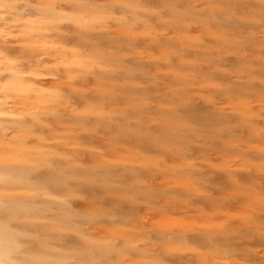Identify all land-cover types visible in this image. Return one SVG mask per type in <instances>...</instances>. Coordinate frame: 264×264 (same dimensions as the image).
I'll return each mask as SVG.
<instances>
[{
    "label": "rangeland",
    "instance_id": "1",
    "mask_svg": "<svg viewBox=\"0 0 264 264\" xmlns=\"http://www.w3.org/2000/svg\"><path fill=\"white\" fill-rule=\"evenodd\" d=\"M0 264H264V0H0Z\"/></svg>",
    "mask_w": 264,
    "mask_h": 264
}]
</instances>
